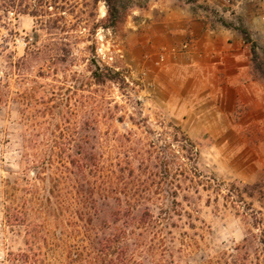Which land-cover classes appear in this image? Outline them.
<instances>
[{"label": "rangeland", "instance_id": "obj_1", "mask_svg": "<svg viewBox=\"0 0 264 264\" xmlns=\"http://www.w3.org/2000/svg\"><path fill=\"white\" fill-rule=\"evenodd\" d=\"M259 1L116 0L111 17L105 0H0V264H86L92 233L68 159L80 138L97 145L102 178L134 171L139 181L120 187L152 189L141 204L174 264H264V197L242 187L264 188ZM219 51L240 60L213 71ZM237 66L251 75L231 86ZM250 233L246 263L237 249ZM147 250L135 259L148 264Z\"/></svg>", "mask_w": 264, "mask_h": 264}, {"label": "trees", "instance_id": "obj_2", "mask_svg": "<svg viewBox=\"0 0 264 264\" xmlns=\"http://www.w3.org/2000/svg\"><path fill=\"white\" fill-rule=\"evenodd\" d=\"M105 3L107 12L111 17L117 14L116 0H105ZM239 31L244 35L245 41L251 44L248 33L242 29ZM251 52L254 54L253 47ZM92 77L96 82H102L106 79L102 73L97 71L92 72ZM79 142L78 152L75 156H68V159H70L69 164L79 170L78 173L81 177L78 192L81 200H84L83 208L85 210L79 214L78 218L86 224L85 231L92 233L88 236L91 248L88 249L89 253L85 263L146 264L135 259L136 253L134 252L137 246L142 251V246L146 245V249H148L146 253L150 255L145 258L149 262L148 264H174L171 245L167 243L164 236H160L162 230H159V232L155 230L152 233L153 229L158 227L157 222L160 223V221L152 215L147 206L141 204L143 195L152 194V189L148 188L142 191L137 188L122 189L120 185L125 184L127 179L134 182L139 181V174L134 171L125 175L122 170H118V174L112 170L110 172L111 177L102 178V156L97 145L93 144L87 148L83 138H80ZM87 171H90L92 178L87 179ZM242 187L248 198H253L256 191L259 199H263L264 188L260 184H244ZM177 188L178 186H174L164 190L172 203L176 201ZM235 197L239 196L234 193L228 195L230 203L234 206L237 203L233 200ZM163 225L167 227L169 225L168 220ZM262 226L264 227L262 220L258 219L255 228L261 232L260 240H258L264 245V229ZM135 229H138V234H136ZM151 233L152 237H150ZM135 235L139 238L138 243H136ZM256 236L250 233L244 239L242 247L237 249L240 252L239 256L242 255L240 259L246 263L249 252L256 242ZM257 257L259 261L260 256Z\"/></svg>", "mask_w": 264, "mask_h": 264}, {"label": "crops", "instance_id": "obj_3", "mask_svg": "<svg viewBox=\"0 0 264 264\" xmlns=\"http://www.w3.org/2000/svg\"><path fill=\"white\" fill-rule=\"evenodd\" d=\"M259 3L263 4L261 1H259ZM261 8L262 9L259 12H262L264 14V4L261 5ZM259 17L260 16L253 17V21L259 19ZM263 26H264V22H263ZM225 33L228 34L227 31ZM221 34L222 32L221 33L219 32V36ZM219 36L214 37V40H212L214 43L213 46H219V48L221 49H224L225 47H233V44H231V42L229 41L231 37L223 36V38H220ZM226 57L233 62H239L240 60L238 53L232 52L228 54V53L219 51L218 54L216 55V59H214L211 63L214 68L213 71H219L221 69L219 65L221 64L222 60H225ZM245 74H247V76L251 75L249 69L245 67L243 68V67L237 66L232 71H229L226 74H224V76L229 78V81H227V84H230L231 86H233V84L239 82L240 80L238 79L245 76ZM257 83L258 82L254 80V81H251L249 85L252 86L256 90Z\"/></svg>", "mask_w": 264, "mask_h": 264}]
</instances>
